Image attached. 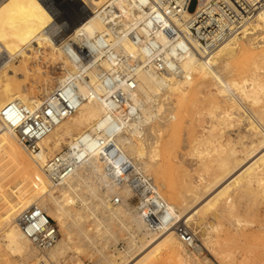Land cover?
Segmentation results:
<instances>
[{"label": "bare ground", "instance_id": "bare-ground-1", "mask_svg": "<svg viewBox=\"0 0 264 264\" xmlns=\"http://www.w3.org/2000/svg\"><path fill=\"white\" fill-rule=\"evenodd\" d=\"M70 1L72 6L66 8L67 12L64 14L67 18L69 16V20L64 26L59 23L61 19L59 22L55 19L50 6L41 0H0V108L15 100L34 107L68 76L73 77L78 94L85 97L89 89L102 94L104 89L99 80L101 69L109 73L117 70L115 65L120 61L117 58L120 55L135 58L139 62L131 74L134 88L129 91V100L136 106L137 114L130 116L122 110L111 109L101 99L87 97L71 115L61 119L49 131L35 151L25 148L17 140L15 132L0 122V176L4 179L14 174L19 180L13 191L5 192L0 198V242L4 246L0 249V259L14 260L17 264H64V254L83 253L82 247L85 244L91 251H87V254H94L100 264L101 261L103 264H156L165 254L207 263V257H199L197 253L201 248L207 249V230L215 226L203 223L204 219L200 217L197 225L201 231H205L198 238L196 232L188 227L192 215L200 208H211L213 211L210 209L208 215L211 213L210 217L219 219L233 208L232 198L235 194L241 193L254 182H259L264 175V109L255 111L245 103L248 101L252 105L259 101L264 81L259 80L257 73L246 77L245 69L238 72L241 74V83L229 75L231 68L241 65L254 55H257L258 60H253L252 64H262L264 67V6L246 22L241 34L225 38L211 48L200 46L189 39L191 45L177 51L173 42L156 33L155 39L161 45L165 60V69L158 70L140 43L114 33L98 15V6L107 2L114 8L115 23L124 27L128 21L136 22L141 14L134 11L130 0ZM189 16L190 10L183 11L182 21ZM98 32L103 35V42L93 38ZM75 44L86 45L91 49L99 48L92 51L87 61L79 63L73 58ZM38 55L52 62L60 60L64 71L54 78L53 85L50 84V79L43 77L45 81L44 84L41 82L39 90L36 79H39L37 74L40 73V68L35 63ZM31 62L36 66L33 69L35 78L28 87ZM83 74L86 75L87 83L81 79ZM206 76L212 77L216 88L211 93L215 107L220 108L221 102L217 94L224 100L237 103L239 107L235 112L232 105L227 107L224 101L221 102L225 117H215L208 134L213 137L214 129L220 126L228 129L229 136L232 133L238 136L244 126L241 127V124L246 123L245 132L249 135H243L247 138L246 142L239 137V147L234 143L224 155L216 152L212 159L217 163L216 171L199 187L190 186L189 193H185L184 190H176L167 184L162 194L150 173L151 167L155 165L153 160H157L161 132L170 120H176L174 111H177L178 106L195 102L194 95L203 85L202 79ZM106 127L117 130L115 143L131 160L135 170L152 180L174 222L184 225L201 241L187 248L177 236L174 225L158 230L144 221L132 200L127 198V188L111 178L107 162L96 148L95 138L106 134ZM77 137L86 140L83 150L87 153V158L65 179L58 183L51 182L43 171L47 157L64 147H72ZM202 139L208 141L207 137ZM221 148V144L219 147H212L215 151ZM203 153L207 156L211 154L206 148ZM3 158L12 163L9 166L2 164ZM4 185L1 183L0 188ZM217 186L212 195L198 207H193ZM81 188L92 190L89 191L90 194L93 193L91 201L80 195ZM114 192L121 193V201L117 205L110 203ZM74 199H78L79 207L68 208L67 202ZM32 205L45 211L59 227L55 243L46 251L38 250L15 224L17 214ZM203 212L201 210V214ZM233 221L239 226L243 224L238 217ZM115 222L122 226L121 229L124 227L127 230V244L123 249L116 248L109 252L110 240L113 243L118 238L115 234L117 229L112 228V223ZM70 224L77 228H74L73 233L76 232L77 238L84 243H77ZM7 251L14 255L13 259L8 257ZM78 262L80 261L76 263L79 264Z\"/></svg>", "mask_w": 264, "mask_h": 264}, {"label": "built area", "instance_id": "built-area-1", "mask_svg": "<svg viewBox=\"0 0 264 264\" xmlns=\"http://www.w3.org/2000/svg\"><path fill=\"white\" fill-rule=\"evenodd\" d=\"M130 2L134 11L139 12L141 17L136 22L128 21L124 27L114 22V8L107 2L98 6V15L114 33L140 43L158 70L165 69V60L161 45L155 39L156 33L173 42L177 51L190 46L189 39L200 46L211 48L225 38L241 34L246 22L264 6V0H130ZM185 10H190V16L182 21V13ZM102 37L99 32L93 36L100 42H103ZM74 47L73 58L79 63L87 61L92 51L99 48L91 49L81 44H75ZM117 58L120 60L115 65L117 70L109 73L101 69L99 80L104 93L97 94L89 89L87 96L84 97L77 93L73 77L68 76L34 107L16 100L5 103L0 108V122L15 132L17 140L25 148L35 151L39 149V142L49 131L61 119L71 115L87 97L101 99L113 110H122L130 116L136 115L137 108L129 100V91L134 88L131 74L139 62L127 56L117 55ZM81 79L87 81L86 75L83 74ZM105 131L106 134L95 138V144L107 162L111 178L127 188L128 198L132 200L145 222L158 230L174 225L181 242L187 248H191L197 240L193 232L174 222L152 180L146 174L135 170L131 160L114 141L117 130L106 127ZM85 141L77 137L72 147H64L47 157L43 171L51 182L58 183L65 179L87 158L88 155L83 150ZM120 201L121 197L114 195L112 202L117 204ZM15 224L40 251L49 249L58 236L57 226L53 220L36 205L21 210L15 217ZM81 264L96 262L86 260Z\"/></svg>", "mask_w": 264, "mask_h": 264}, {"label": "rangeland", "instance_id": "rangeland-1", "mask_svg": "<svg viewBox=\"0 0 264 264\" xmlns=\"http://www.w3.org/2000/svg\"><path fill=\"white\" fill-rule=\"evenodd\" d=\"M41 1L44 4H46L48 7L50 6L49 8L54 13V17L58 22L60 21L59 19H61V22H59L60 24L64 26L68 24L69 16L67 18V15L64 14L65 12H67L66 8L72 6V2L70 0H41ZM76 14L78 17H80V14L78 13ZM253 60H258L257 55H254L253 57L249 58L241 65L236 66L235 68H231L229 75L231 74L237 82L241 83L242 82V79L240 77L241 74H238V72L245 69L247 74L246 77L248 76L250 77V75H253V73H257L259 80L264 81V67H262V64H258L257 66H254L252 64ZM35 63L37 64L36 66L38 67V69L39 68L41 69V70L39 69V72L41 74L40 73L37 74L39 76L37 78L41 80L39 81V79H36V83L39 84V85L37 84L38 90L39 88H41V82L43 83L45 81L44 78L47 77L48 79H50L51 81L50 84L53 85L55 83L54 78L57 77L58 75L60 76L62 72L64 73L63 68L61 67L62 63L60 60L52 62L50 59H46L45 57L38 55L37 59L35 60ZM36 66H33L31 62L30 64L31 70L28 72L29 74L27 79L28 87H30L31 82L34 81L33 78L35 77H34L33 69ZM202 80L204 83L202 86H200L196 95H194V101H195L193 102L194 104L192 102L189 103L186 102L184 105L178 106L177 111L176 110L174 111V113L176 112L175 114L177 121L175 119L170 120L166 127L167 129L165 128L161 132L160 145L158 146V156H156L157 160H153V162H155V165L151 167L150 173L154 177L153 178L154 183L159 185L162 194H164L163 191L165 190L167 184L173 186L176 190L179 191L184 190L183 192L186 191L187 193H189L190 186L199 187L200 184L210 179L212 177L213 172L216 171L217 163L214 160H212L216 155V152L220 153L221 155L222 154L224 155V153L227 152L228 147L234 145V143H236L235 145L239 147V142H238L239 137L242 138L244 142H246L245 139L247 138L246 136L243 135L245 133L249 135V133L245 132L246 123L241 124V127L243 125L245 127L243 126L241 130V134H239L238 136H236L235 133H232L229 136L228 129L221 128L220 126H217L216 130L214 129L213 137H211L208 134V129H210V126L212 125V123H214L213 119L219 116L225 117V115L223 116V111H222L223 110L222 108L224 106L223 103L221 104V102L224 101L227 107L232 105L235 108L234 110L235 112H237L239 107L237 103L235 104L231 100H226V99L224 100L223 97H221L218 94L216 96L218 100L221 99L219 105L220 108L215 107L216 103L213 101L211 96V93L216 91L215 85L213 84V79L211 76H206ZM259 95L261 96L259 101L255 102L252 105L248 101H245V103L247 102L251 106V108L254 109L255 111L264 109V90L260 92ZM40 97L41 95H39V98ZM205 137L208 138V141H204L202 139ZM220 144L223 147L221 148V150H219L220 152L212 149L213 146H215L216 148V146L219 147ZM205 148L207 150H210L211 153L209 154L210 156L209 155L207 156L205 153H203L205 151ZM221 151L224 152L222 153ZM1 162L6 166H9L12 163L10 162V160L7 161L5 158H3ZM17 179L18 176L15 177L14 174L4 179L2 176H0V180L3 181V182L0 181V184L1 183L2 185L3 183L5 184L3 188L2 187L0 188L1 189L0 198L5 194V192L8 193L14 190V185L17 184L19 181ZM20 184H24V182H20ZM249 187L244 188V190H242L243 192L241 191V193L240 192L238 193L239 195L235 194L233 196L232 200L234 201L233 204L234 206L233 208H231L229 212L231 214L227 212L228 215L225 213L223 216H220L219 219L217 217L216 220L215 217H210L211 213L210 215H208L209 214L208 211L211 208L210 209L200 208L202 212L204 211L202 214L204 213L206 214L205 216L201 214L200 209L196 210L195 213L192 215L191 224L188 227L189 229L194 230L196 232V236L198 238H200L201 237L200 234L205 231L204 229L201 231V229H199L200 226L197 225L198 219L200 217L204 219L203 223H208L210 225L213 224L212 226H215V228H209L207 230L208 234L205 236L207 239L208 250L205 248H201V250L197 253L199 257L202 256L207 257L208 259L207 263L203 262V260H201V262L200 261L195 262L190 258L189 259L186 258L185 260L179 259L172 255H171L172 257H169L170 256L169 254L168 255L165 254L166 256L165 255L161 256L160 260H157L158 262L155 263L156 264H264V191H263L264 175L262 176L259 182H254ZM217 188L218 186L215 187V189L213 188L210 192H208L209 195L207 194V196H204L201 200L198 201L199 203L196 202V204H194L193 207L194 208L198 207V205H200V203H202L206 198H208L210 194L212 195V193ZM89 191L91 192L92 190H89L88 188L85 189L81 188L79 193L82 197L84 196V198H86L87 201H91L93 193L90 194ZM113 195H121V193L114 192L112 193L111 196ZM112 201L113 200H111L110 197V203L112 205H117L114 204ZM0 203H1V199H0ZM66 206L70 209L72 208V206L73 208H77L79 207V201L78 199H74L73 201L67 202ZM212 211L213 210L211 209V212ZM232 213L234 215H232ZM229 215H232V217ZM236 217L240 218L243 224H241L240 226L234 224L233 220ZM53 222L55 223V221ZM68 222L70 223L71 219H68ZM115 223L114 224L112 223V228L117 229V230L115 229L116 231L115 230L114 231L116 237L118 238L115 242L113 241V243L112 240H110L111 241L109 245L110 247H108L107 250L109 252H112L113 249L116 248L123 249L127 244V236H128L127 230L124 227L123 229H121L122 226L119 225L118 222ZM72 225L73 224H70L71 230L73 229L72 230L73 233V231H75L74 228L76 227L73 228L74 225L73 226ZM56 226L58 229L59 228L58 225ZM236 226L237 228L238 227L239 228L236 229ZM89 232L91 233L92 230H89ZM75 234H76L75 237L77 238L76 232L73 233V237ZM76 238H74V240ZM79 239L80 238L76 239V241H78L77 242L78 244L84 243L82 239L80 240ZM199 241H201V239L196 240V243H198ZM2 245L3 244L0 242L1 250L4 248V246ZM83 247H82V249L84 250L83 253L71 252L64 254L62 257V262L64 264H77L76 262L80 261L78 263L81 264L83 261L92 260L95 261L96 264H100L99 262L100 260H98L94 254L93 256L92 255L89 256L87 254V251L89 252L90 248L88 246L85 247V244L83 245ZM7 254L9 258L12 259L14 258V255L12 253L7 251ZM103 263L104 262L101 261V264ZM0 264H17V263L14 260L7 261L4 259L3 260L0 259Z\"/></svg>", "mask_w": 264, "mask_h": 264}]
</instances>
